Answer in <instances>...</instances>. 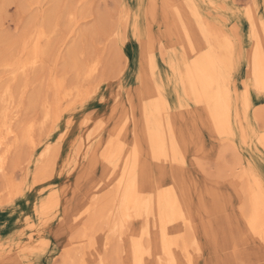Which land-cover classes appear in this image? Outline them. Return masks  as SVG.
I'll list each match as a JSON object with an SVG mask.
<instances>
[{"label":"rangeland","instance_id":"rangeland-1","mask_svg":"<svg viewBox=\"0 0 264 264\" xmlns=\"http://www.w3.org/2000/svg\"><path fill=\"white\" fill-rule=\"evenodd\" d=\"M248 20L255 21L258 29L264 23V0H0V89L4 86L0 95L9 86L14 102L0 101V121H9L11 107L17 105L14 125L32 122L35 141L34 147L23 144L10 153L7 174L0 177V264H63L67 253L77 255L80 249L86 264H122L104 245L112 230L104 216L91 221L94 229L84 219L85 224L69 226L87 199L102 193L104 174L112 177L118 171L111 168L104 173L113 154L105 152V146L116 126L125 125L124 145L137 138L146 150L144 127L154 123L155 115H142V102L160 104L168 128L175 123L178 132L193 134L187 172L200 181L207 179V190L222 188L227 205H221L220 213L239 218L240 189L264 195V147L253 138L264 135V97L251 92L247 110L241 103L252 40ZM190 26L205 28L213 44L232 54L229 80L237 123L229 139L206 134L198 107L180 80L184 49L179 33L181 27ZM42 33L46 35L38 46L41 62L22 77L13 69L24 62L33 39ZM259 39L264 42L263 35ZM144 48L154 56L157 68L149 69ZM92 62H98L95 77L81 80L82 95L91 93L83 107L90 123H73L56 162L37 174L35 161L41 148L59 130L60 119L45 120L46 103L58 117L65 116L66 102L60 100L56 81L61 78L67 86L80 83L77 73ZM203 145V152H195ZM150 161L148 173L155 179L158 167ZM198 221H204L203 216ZM83 228L89 232L86 239L79 236ZM252 241L259 252L257 264H264V241ZM208 258L205 251L200 264Z\"/></svg>","mask_w":264,"mask_h":264},{"label":"bare ground","instance_id":"bare-ground-1","mask_svg":"<svg viewBox=\"0 0 264 264\" xmlns=\"http://www.w3.org/2000/svg\"><path fill=\"white\" fill-rule=\"evenodd\" d=\"M173 15L180 18L177 14ZM248 21L252 40L242 80L241 103L244 110L249 107L251 92L257 97H264V42L259 39L260 35L264 37V23L258 29L255 21ZM179 34L184 49V68L180 80L185 92L197 105L206 134L229 139L233 137L237 123L233 85L229 80L232 54L213 44L205 28L190 26L187 30L186 27H181ZM45 35L42 33L33 39L27 58L13 69L19 70L22 77L33 72L41 62L38 46L40 38ZM226 39L230 49L232 40L229 33ZM143 55L149 69L157 68L150 51H145L144 48ZM189 57L190 61L187 60ZM76 59L74 60L77 62ZM82 69V72L77 73V81L80 83L67 86L61 78L56 81L60 100L66 102L62 107V111H65L62 119L60 115H56V111L51 112L49 103L45 105V120L50 116H55L57 121L60 119L56 124L59 130L52 132V136L41 148L35 161V166L39 164L37 174H44L48 167L56 162L59 149L70 138L73 123L79 122L84 126L90 123L83 107L91 93L87 91L82 95L81 80L84 82L95 77L98 62L86 64ZM11 98L10 88L6 86L0 95V101H5L4 105H11L14 103ZM167 105L165 102V106ZM139 107L142 115H155L154 123L144 127L146 150L142 149L137 138L129 144L130 146L124 145L125 137L122 132L125 125L116 126L105 146L104 151L113 154L104 167V173L111 168L118 171H115V174L113 172L112 177L108 173L104 174L101 181L102 193L91 195L84 205L74 212L69 227L78 226L86 220V225L93 224L94 229L93 220L104 216L106 220H103L109 223L112 229L111 235L104 240V245L106 244V249H110L109 252H114L116 260L122 264H148L149 261L153 264H200L205 251L209 254V260L205 264H257L259 252L252 247V240L264 241L263 193L250 194L240 189L243 203L239 218L229 219L227 214L220 213L221 205H227L222 188L214 186L212 191L207 190V179L200 181L199 177L190 176L187 172L188 149L193 134L185 129L178 132L175 123L172 128H168L165 110L160 104L150 105L142 102ZM18 112L17 105L13 104L9 121H0V177L7 174L8 157L13 150L23 144L35 146L33 123L27 121L22 125H14ZM253 138L256 144L264 147V135L254 134ZM203 150L204 145L195 152ZM149 159L156 162L158 167L159 175L155 179H151L148 173L152 165ZM250 174L253 175L249 171L248 176ZM255 185L259 187L256 180ZM200 216H203L204 221H198ZM91 221L94 223L91 224ZM80 232V238L89 234L84 228ZM86 241L88 242V239ZM83 244L79 247H83ZM104 245L102 243V246ZM87 246L90 249L89 245ZM81 250L73 256L67 253L63 264H86Z\"/></svg>","mask_w":264,"mask_h":264}]
</instances>
